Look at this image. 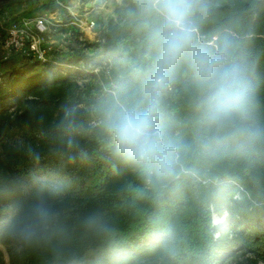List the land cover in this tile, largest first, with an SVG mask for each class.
<instances>
[{
	"label": "trees",
	"instance_id": "1",
	"mask_svg": "<svg viewBox=\"0 0 264 264\" xmlns=\"http://www.w3.org/2000/svg\"><path fill=\"white\" fill-rule=\"evenodd\" d=\"M22 1L0 0V15ZM72 1L33 0L14 19L66 12ZM206 3L194 43L226 54L252 86L238 135L206 124L205 89L188 60L161 78L158 21L140 0H123L97 41L69 19L79 46L32 62L0 56V264L5 254L8 264H226L243 250L264 262V0ZM151 95L178 163L148 183L116 152L108 121ZM41 200L56 221L25 244L15 225Z\"/></svg>",
	"mask_w": 264,
	"mask_h": 264
},
{
	"label": "clouds",
	"instance_id": "2",
	"mask_svg": "<svg viewBox=\"0 0 264 264\" xmlns=\"http://www.w3.org/2000/svg\"><path fill=\"white\" fill-rule=\"evenodd\" d=\"M140 2L143 11L158 21L154 34L161 78L164 69L172 68L181 59L188 60L205 89L202 103L206 124L220 133L241 134L253 107L252 86L242 67L230 63L226 54L213 55L194 43L193 29L198 17L207 10L206 0ZM158 113V99L151 95L142 109L114 108L108 121L116 152L148 183L153 177L160 180L172 177L178 163L175 147L167 142L159 127ZM55 191L58 194L59 189ZM56 218L53 207L41 200L30 206L26 218L15 225V231L23 243L33 244Z\"/></svg>",
	"mask_w": 264,
	"mask_h": 264
},
{
	"label": "rangeland",
	"instance_id": "3",
	"mask_svg": "<svg viewBox=\"0 0 264 264\" xmlns=\"http://www.w3.org/2000/svg\"><path fill=\"white\" fill-rule=\"evenodd\" d=\"M33 0H23L22 3L13 6L10 10L4 12L0 15V26L2 27V32L0 33V40H4L7 37V28L15 21L14 17H17L20 12L27 8L30 2ZM41 1V0H39ZM123 0H90L86 1L85 5H82L80 0L74 1V12L78 15H82L84 19L87 17L94 19L96 21V27L90 29L85 24L82 28L77 27L74 24H70L80 30L82 33V39L86 41H97L101 37L104 28L113 19L118 18L117 8L122 5ZM48 14L53 24L50 25L49 29L44 32V37L46 39V44L52 46L55 50L65 51L70 48V46H77L78 42L71 34L68 27L64 26L67 20H71V16L68 12L64 11H40L35 15L31 16L34 18L39 14ZM79 46V45H78ZM0 56H3L0 50ZM22 57L27 62L35 61L34 58H26L22 55H17ZM1 58V57H0ZM5 59V58H3ZM224 217L214 216L215 223H221L224 221ZM5 264H8V257L5 254ZM226 264H264L262 260L257 258L254 253L250 251H238L233 257H231Z\"/></svg>",
	"mask_w": 264,
	"mask_h": 264
},
{
	"label": "built area",
	"instance_id": "4",
	"mask_svg": "<svg viewBox=\"0 0 264 264\" xmlns=\"http://www.w3.org/2000/svg\"><path fill=\"white\" fill-rule=\"evenodd\" d=\"M64 9L72 18L70 24H74L79 28H82L84 24L90 29L96 27L94 19L88 17L84 19L82 15L74 12V1L65 5ZM51 24L53 22L47 13L39 14L34 18L21 17L15 20L7 28V37L0 40V50L3 57L8 58L14 54H19L26 58L46 60L53 48L46 44L44 32L49 29Z\"/></svg>",
	"mask_w": 264,
	"mask_h": 264
}]
</instances>
